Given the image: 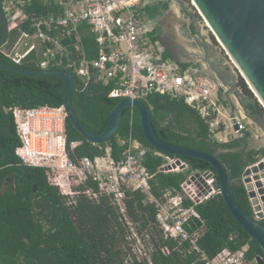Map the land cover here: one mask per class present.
Returning <instances> with one entry per match:
<instances>
[{"label": "built area", "instance_id": "2783aa9c", "mask_svg": "<svg viewBox=\"0 0 264 264\" xmlns=\"http://www.w3.org/2000/svg\"><path fill=\"white\" fill-rule=\"evenodd\" d=\"M0 1L8 25L10 21L13 23V29L9 27V40L1 48L2 54L15 65L34 63L40 70L68 72L75 76L77 84L80 82L83 91L93 84L102 85L110 88L109 98L121 101H145L154 95L183 97L188 106L197 109L203 119L209 121L211 133L218 134L221 124L218 117L209 119L216 112L221 115L218 100H214L213 95L224 86L201 76L192 66L183 69L166 55L158 20L148 13L155 5L152 1L41 0L52 11L31 15L24 11L31 0ZM192 6L202 18L195 5ZM9 111L21 142L16 156L25 166L60 171L57 186L69 197L70 204L81 194L80 187L92 201L106 196L120 207L131 226L124 199L126 192L140 191L146 196L145 204L156 209L155 223L163 238L176 241L180 246L187 243L189 253L195 252L206 260L198 244L203 227L194 233L190 229L196 221L204 225L196 208L221 195L213 171H193L182 158L157 153L164 158L159 173H184L185 180L179 188H159V194L155 195L151 185L154 175L143 164L149 150L132 134L128 139L118 141L123 148L120 161L113 159L112 148L107 146L105 155L84 157L77 165L70 156L69 147L75 150L83 145V141H74L69 146L68 113L64 105L30 109L13 107ZM131 113L133 121L134 109ZM229 120L234 128L232 139L258 132L256 124L241 111ZM263 135L260 132L257 137L263 139ZM89 145L97 149L101 146ZM260 163L264 164V157L247 168L252 170ZM245 180L243 174L244 186ZM251 206L253 217L262 222L263 203H259L261 211H257L252 203ZM247 248L236 253L225 249L215 259L206 260L207 264H259L258 257L254 261L247 260Z\"/></svg>", "mask_w": 264, "mask_h": 264}, {"label": "trees", "instance_id": "16d2710c", "mask_svg": "<svg viewBox=\"0 0 264 264\" xmlns=\"http://www.w3.org/2000/svg\"><path fill=\"white\" fill-rule=\"evenodd\" d=\"M168 7L166 3L163 7L155 5L148 9V13L155 16ZM24 11L28 15L48 14L52 9L41 0H31ZM0 64L15 65L2 54V49ZM22 66L40 70L34 63H24ZM181 67L185 69L188 65L182 64ZM238 86L246 97L254 99L242 78ZM65 89V83L58 78L29 77L12 71H0V189L14 179L8 190L0 191V264H125L126 257L118 243L119 239L125 242L132 236V226L128 225L120 207L111 198L103 196L99 201H92L87 198L85 189L80 187L81 194L75 197V203L70 204L69 197L62 194L57 186L60 171L25 166L16 156L21 142L9 109L60 107L65 102ZM109 91L98 85H91L87 91H83L78 81L73 96V107L79 120L95 134L104 132L112 112L121 102L109 98ZM144 102L151 109L153 126L160 140L174 146L208 152L220 160L231 179L237 204L252 217L248 192L241 179L249 165L256 164L259 158L264 157V148L247 151L251 134L246 133L241 139L222 143L211 133L209 121L203 119L197 109L188 106L183 97L154 95ZM248 108L253 115L263 111L255 101L250 102ZM213 119L216 116L209 120ZM218 131L223 133V128ZM131 134L149 150L143 164L154 175L151 181L154 194H159V188H179L185 174L158 172L164 158L157 155L160 152L147 142L136 109L133 121L131 109L122 114L120 129L110 143L113 159L121 160L123 148L118 141L128 139ZM67 137L69 146L74 141H83V145L75 150L69 147L70 156L77 165L84 157L105 155L107 144H102L100 149L89 145L69 121ZM182 159L193 171L214 172L210 164L200 159ZM94 187L98 189L95 184ZM145 199L146 196L140 191H128L124 202L127 218L140 233L154 230L155 247L150 264H207L208 260L215 259L225 249L236 253L246 247L248 261L264 257L259 244L239 226L221 196L196 208L204 225L196 221L190 229L194 233L203 227L198 244L207 261L195 252L189 253L187 243L180 246L176 241L164 239L155 223L156 209L146 205ZM261 224L264 226V220Z\"/></svg>", "mask_w": 264, "mask_h": 264}, {"label": "water", "instance_id": "95a60500", "mask_svg": "<svg viewBox=\"0 0 264 264\" xmlns=\"http://www.w3.org/2000/svg\"><path fill=\"white\" fill-rule=\"evenodd\" d=\"M171 1L175 2L185 15L193 19L196 36L202 41V46L206 54L205 59L208 60L209 51L206 40L196 27L199 18L198 15L188 11L187 5L183 0ZM193 1L200 10L199 12H201L206 19L208 25L212 28L211 32L217 42L223 44L224 50L231 61L236 63V66H234L245 80V83H247V86L250 84L256 95L250 87L248 88L264 107V0ZM0 23L1 49L9 40V25L1 6ZM208 62L217 75L216 77L223 82L221 71H224V69L220 70L211 61ZM2 70L12 71L29 77L61 79L66 86L64 106L68 113V121L88 144L102 145L111 143L120 129L123 112L128 109H136L140 115L143 134L147 142L157 151L168 156L200 159L211 165L217 177L216 187L220 189V196L229 212L245 233L259 244L264 254V226L261 224V221L253 216H248L239 207L232 192L231 179L220 160L215 155L208 152L174 146L160 140L153 126L151 109L144 101H132L130 99L122 100L112 112L104 132L95 134L83 125L73 107V96L77 88V79L75 76L64 71L33 70L23 66L9 64H0V71ZM234 87L236 89V99L244 109L246 117L264 131V117L260 114L253 115L248 108V104L252 102V100L249 98L246 99V96L242 93L238 85H234ZM235 129H238V127ZM263 165V163H260L258 167H253V169L263 168ZM252 170L249 168L245 169L243 174L246 176V180L244 183L246 184L245 187L248 196L252 201L251 203L256 205L257 211H261L259 203L261 202L264 205V173L262 175H255L251 179L249 176L252 174ZM260 218H264V213H260ZM257 261L259 264H264V257H258Z\"/></svg>", "mask_w": 264, "mask_h": 264}, {"label": "crops", "instance_id": "0c3cea01", "mask_svg": "<svg viewBox=\"0 0 264 264\" xmlns=\"http://www.w3.org/2000/svg\"><path fill=\"white\" fill-rule=\"evenodd\" d=\"M153 3L161 7H163L165 3L169 6L167 10L161 11L160 14L152 16L156 17L158 20V29L162 35L164 46L167 49L166 55L169 56L171 60L179 63L180 65L183 64L192 66L201 76L208 77L211 80L217 81L218 83L220 82L224 86V89L221 88V90L216 93V96L213 95V99L218 100V109L221 112V115L218 116L216 112V114L212 115L211 117L216 116L218 117V120L225 121V119H229L234 114L238 115L240 111L245 115L244 109L241 107L235 95L236 89L234 85H238L237 75L230 66L226 65L223 57L217 51V49L208 42L204 32L200 27V24L197 23L196 27L206 40V45L209 51L208 60L205 59L206 54L202 46V41L196 36L193 26V19L185 15L182 9L171 0H158L153 1ZM198 47H200L201 51L197 53L195 49ZM208 61H211L214 65H216L218 69H224V71H221V75L224 80L223 82L218 77H216L217 75ZM98 86L103 87L102 85ZM220 117L222 119H220ZM258 130L263 131L259 126ZM258 138L259 137H257V135L254 133L252 139L250 138L248 140L249 147L252 144L259 146L262 142L264 143V140ZM234 139H241V137ZM108 146H111L110 143ZM249 147L247 149L248 152L254 150Z\"/></svg>", "mask_w": 264, "mask_h": 264}, {"label": "rangeland", "instance_id": "374dc122", "mask_svg": "<svg viewBox=\"0 0 264 264\" xmlns=\"http://www.w3.org/2000/svg\"><path fill=\"white\" fill-rule=\"evenodd\" d=\"M149 1L153 2V1H158V0H149ZM183 1L187 5L188 11L194 12L195 9L192 6L194 3H192L191 0H183ZM198 23L200 24V27H201L202 31L204 32L208 42L214 48H216L217 51L221 54L226 65L230 66L235 71V73L237 75V80L239 83L242 76L239 73V71L236 69L234 64L232 63V61H231L230 57L227 55L226 51L223 49L221 44H219L217 42V40L213 36L211 30L207 27L206 22L200 16L198 18ZM9 27H10V29H13V23L11 21L9 22ZM10 39L11 40L13 39V35L10 36ZM195 50L197 51V53L201 51L200 47L196 48ZM214 95L216 96V93ZM253 96H254V99L252 101L253 102L255 101L256 103H258L259 107H261L263 109V111H261L259 114L264 117V107L260 104L259 100L255 97L254 94H253ZM246 99H248V97H246ZM220 119H222V118L220 117ZM219 121L221 123L220 129H221V127L223 128V133H220L219 131H217L219 136L217 134L215 136V138L219 142L227 143V142L231 141L232 140L231 137H233L232 136V133L234 131V128L232 126L233 123L229 119H225V121L222 120L223 122L221 120H219ZM256 131H258L257 133L255 132L256 135L260 132L264 134V131L258 130L257 125H256ZM253 136H254V133H252V135H250V138L252 139ZM261 140H264V135H263V139H261ZM249 148L254 149V150H259V149L264 148V143L262 142L261 145H259V146H255L252 144V145H250ZM259 161H260V158H259ZM13 182H14V179L11 180V184L6 185V187H3L2 189H0V191L5 192L6 190H8L12 186ZM13 187H14V185H13ZM130 225L133 228L135 226V225H132L131 223H130ZM153 232H154V230L153 231L147 230L143 233H140L136 228H134L133 232H132V236L129 237V239H127L125 242L123 240L120 241V239H119L118 244L120 246V249L123 251V254L126 257L125 264H136V263H141V262H147L150 264L152 253H153V250L155 247V240H154Z\"/></svg>", "mask_w": 264, "mask_h": 264}, {"label": "bare ground", "instance_id": "6f19581e", "mask_svg": "<svg viewBox=\"0 0 264 264\" xmlns=\"http://www.w3.org/2000/svg\"><path fill=\"white\" fill-rule=\"evenodd\" d=\"M192 2L194 3V5H195V7L198 9V7L196 6V4H195V2L192 0ZM198 11H200L199 9H198ZM200 14H201V16L203 17V19H204V21L206 22V24H207V26L209 27V29L212 31V28L210 27V25H208V23H207V21H206V19L204 18V16L202 15V13L201 12H199ZM221 44V43H220ZM221 46L223 47V49H224V46H223V44H221ZM232 63L236 66V63L234 62V61H232ZM249 87L252 89V87L250 86V84H249ZM252 91L254 92V90L252 89ZM255 93V92H254ZM255 95H256V93H255ZM264 173V165H263V168L262 167H260V169H253L252 170V176H255V175H262Z\"/></svg>", "mask_w": 264, "mask_h": 264}, {"label": "clouds", "instance_id": "9594fccd", "mask_svg": "<svg viewBox=\"0 0 264 264\" xmlns=\"http://www.w3.org/2000/svg\"><path fill=\"white\" fill-rule=\"evenodd\" d=\"M108 145V144H107Z\"/></svg>", "mask_w": 264, "mask_h": 264}]
</instances>
